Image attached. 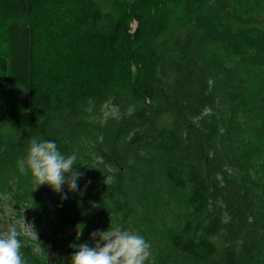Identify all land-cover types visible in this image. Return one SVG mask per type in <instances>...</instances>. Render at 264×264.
I'll return each mask as SVG.
<instances>
[{"label":"trees","instance_id":"trees-1","mask_svg":"<svg viewBox=\"0 0 264 264\" xmlns=\"http://www.w3.org/2000/svg\"><path fill=\"white\" fill-rule=\"evenodd\" d=\"M70 4L59 45H45ZM0 16L1 178L33 186L17 160L32 139L54 141L82 173L56 193L67 224L154 229L165 190L185 212L156 264H264V0H0ZM59 48L81 66L41 82L40 53ZM122 64L137 70L96 73ZM20 240L25 264H46Z\"/></svg>","mask_w":264,"mask_h":264},{"label":"rangeland","instance_id":"rangeland-1","mask_svg":"<svg viewBox=\"0 0 264 264\" xmlns=\"http://www.w3.org/2000/svg\"><path fill=\"white\" fill-rule=\"evenodd\" d=\"M75 6L70 4L64 12L58 13L57 17L56 12L54 13L56 19L50 24L52 27L48 32L45 45H59L57 40L60 31L59 20L65 16L67 11H69L68 16L72 17L73 12L70 10L75 8ZM78 10L77 8L76 12ZM5 22V18L0 16V33ZM135 25V23H132L131 27L134 29ZM36 27L38 33L45 30L43 26L36 25ZM44 33L46 35L47 32L44 31ZM41 40L45 42L46 36H42ZM60 51L61 49L59 48V54L56 56H51L45 49L42 57L40 53V65L44 68L43 73L41 72L39 75L41 82H44L45 70L48 71L50 69V72L54 73L53 78H49V82H52L59 76V72L64 65L70 70L81 66L82 62L79 61L71 60L67 62L65 57L60 55ZM0 56H5V50L3 52L1 47ZM136 70L137 66L135 64H131L129 67L122 64L118 68L112 69L109 73H106V67L96 71V73L101 79L113 80L123 78L125 74L136 72ZM103 109L105 114L114 113L107 105ZM244 122H247V120L245 119ZM254 160V162L257 161L255 167L258 175L264 176V149L259 157ZM166 193L165 190H160V199L154 213V229L138 228L133 225H129L126 229L144 237L150 243L151 256L146 261V264H156L157 246L164 235L165 229L179 224L185 212L177 199ZM56 201V192L50 186H30L28 180L18 179L14 174L0 177V231L6 228L7 222H18L23 219L26 224L32 225L36 237L21 235L18 238L27 242L32 247L33 253L38 255L46 264H69V258L75 251V248L71 247V245L78 246L81 243H87L90 247L93 246L95 241L91 238V233L94 231L81 232L67 224L58 210ZM18 226L23 227L22 224ZM113 226L121 227L120 220L116 217L107 220L100 230H107Z\"/></svg>","mask_w":264,"mask_h":264},{"label":"clouds","instance_id":"clouds-1","mask_svg":"<svg viewBox=\"0 0 264 264\" xmlns=\"http://www.w3.org/2000/svg\"><path fill=\"white\" fill-rule=\"evenodd\" d=\"M75 164V153L65 156L54 141L37 139L30 141L26 155L17 160L20 173L30 174L35 187L46 184L56 193H60L65 184L69 191H77V180L82 173L74 170ZM66 198V195L61 197ZM21 224L22 228L18 226ZM21 235L36 237L32 225L23 219L7 222L6 228L0 231V264H25L22 242L18 239ZM91 238L95 241L91 247L87 243L71 245L75 251L69 264H146L151 256V245L144 237L119 226L96 230Z\"/></svg>","mask_w":264,"mask_h":264}]
</instances>
